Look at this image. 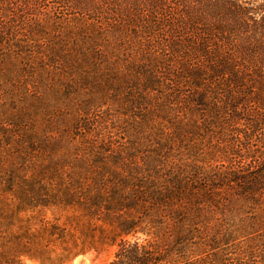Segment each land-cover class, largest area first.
<instances>
[{
	"label": "trees",
	"instance_id": "16d2710c",
	"mask_svg": "<svg viewBox=\"0 0 264 264\" xmlns=\"http://www.w3.org/2000/svg\"><path fill=\"white\" fill-rule=\"evenodd\" d=\"M0 71V264H264V0H0Z\"/></svg>",
	"mask_w": 264,
	"mask_h": 264
},
{
	"label": "rangeland",
	"instance_id": "374dc122",
	"mask_svg": "<svg viewBox=\"0 0 264 264\" xmlns=\"http://www.w3.org/2000/svg\"><path fill=\"white\" fill-rule=\"evenodd\" d=\"M46 12L47 11L43 10L41 13H38V17L41 18V17L45 16ZM155 42H156V40H155ZM7 65H8V61H7L6 65L4 67H2L1 71H5L4 68ZM28 72L29 71H25L23 73V75L21 73H15V72H13L12 74L10 73V74H8L7 80H6V78H4V76L1 77V79H3V78L5 79V82L0 84V105L1 106L9 107V105H14V103L19 104L20 103L19 101L25 97L24 94L27 91L29 94L34 93L35 92L34 89H37L36 87H39V90H41L42 86L40 87V83L36 84V82H35L36 79L31 77V74H33V72L30 75L27 74ZM43 89L49 90L50 87L48 85H45ZM62 93L63 92H62V88H61V94ZM85 93H87V92L84 90V92L81 93L80 98L86 97V95H84ZM13 94L15 95L14 97L12 96ZM95 95L101 97V94L95 93ZM102 96H104V95H102ZM163 96H166V95L163 94ZM65 97H66V95L63 96V99H65ZM171 100L172 99H169V102ZM167 101H168V99H167ZM50 102L54 103L55 101L52 98H50ZM115 109H117V107H115V106L112 109L107 108V107H102L101 109L100 108H98V109L93 108L95 115L91 112L92 114L90 113L89 118H90V122L93 124L91 130H94V131H91L90 134L95 135V132L98 133L100 131V129H101V131H103L105 133H109L113 137H115V135L117 133H120L121 130H119V125L121 126L123 120L125 119V116H123L122 114L115 113L114 112ZM127 120L128 119H125V121H127ZM77 144L83 146V142L81 141V138H79V142ZM70 214L71 213H68V212L64 213L62 211V215L60 216L61 217L60 219L69 218L67 216ZM47 217L51 218L52 215L47 213ZM98 223L99 222H97V224L95 226H93V228L96 229L94 231L95 234L93 233L94 236L89 239V242H91L92 240L96 241L97 242L96 244L98 247L97 248L92 247L90 250H88L87 252H85L83 254H79V255H77V256L69 259V260H65V261L59 262L57 264H110L111 260L114 258L116 246H113V245L110 246V245H107V244L99 241L100 231L98 232V230H97L99 228ZM86 224L87 223H85V225ZM128 239L134 240V238L131 236ZM143 239H144V236H141V241ZM87 241H88V238H87ZM52 246H54V245H52ZM58 252L60 253L61 250ZM23 264H41V263L35 259L24 258Z\"/></svg>",
	"mask_w": 264,
	"mask_h": 264
}]
</instances>
